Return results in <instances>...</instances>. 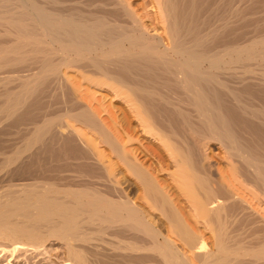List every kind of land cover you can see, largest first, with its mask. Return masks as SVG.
Wrapping results in <instances>:
<instances>
[{
    "label": "bare ground",
    "instance_id": "bare-ground-1",
    "mask_svg": "<svg viewBox=\"0 0 264 264\" xmlns=\"http://www.w3.org/2000/svg\"><path fill=\"white\" fill-rule=\"evenodd\" d=\"M150 1L0 0L3 259L264 264V4Z\"/></svg>",
    "mask_w": 264,
    "mask_h": 264
},
{
    "label": "rangeland",
    "instance_id": "rangeland-1",
    "mask_svg": "<svg viewBox=\"0 0 264 264\" xmlns=\"http://www.w3.org/2000/svg\"><path fill=\"white\" fill-rule=\"evenodd\" d=\"M205 2H206V0H204ZM203 1V3H205ZM209 1H212L213 3H215V2H217L218 0H208V2ZM225 1H227L226 3H225ZM229 1V2H228ZM231 1V2H230ZM232 1L233 0H224L223 2H224V4H226V5H228L227 3H232ZM247 1H249V0H246V5H248L249 4V2H247ZM259 1H260V3H259ZM252 0V4H254V2L256 3L255 5L256 6H254V5H251L253 8V10H254V8H255V10L254 11H256L257 9L256 8H258L257 6H258V4H264V0ZM262 1V2H261ZM206 2L207 4H210L211 2ZM130 3L131 4H133L132 5V7L138 12V14L139 15H143L142 17L144 18V22L146 23V25H149L150 24V22L148 21V19H147V16H146V14H145V9H144V6L147 8L146 10L147 11H152V9H151V6H152V4H151V1L150 0H130ZM141 3V4H140ZM233 3H238V1L236 0V2H235V0L233 1ZM248 3V4H247ZM143 4V5H142ZM150 4H151V6H150ZM244 7H245V5H244V3L242 4ZM261 5V6H262ZM261 6H259V8H261ZM137 7V8H136ZM141 7H142V9H141ZM259 10V9H258ZM257 10V11H258ZM149 11V12H150ZM154 11V10H153ZM244 24H240V26H237V28L238 27H241V26H243ZM264 30V29H263ZM118 106V105H117ZM121 120V119H120ZM1 122H4V123H1L0 124V129L2 130V128H5L4 127V125H5V123L7 124V122H5V120L3 121H1ZM6 126V125H5ZM8 126V125H7ZM0 130V131H1ZM17 135V137H19V135L18 134H16ZM138 135V136H137ZM11 136V137H10ZM8 135V137H9V139H11L10 140V142L12 141H14L15 143L18 141V139L19 138H15V132L14 133H12L11 135ZM5 137V136H4ZM3 137V139H5ZM7 137V136H6ZM8 137L6 138V140H4L5 141V144L4 145H6V143L7 144H9L10 142H8ZM21 137V136H20ZM136 137V138H135ZM140 138V140H141V142L143 143V144H145V145H149V149H150V147H151V145H152V143L150 142V140H148L145 136H143L142 134H140V133H138V134H136L135 136H134V138H135V140L136 139H139ZM86 138V139H85ZM91 136H86V137H84V139L85 140H87L89 143H92L94 140L96 141V139H94V138H92ZM8 139V140H7ZM88 139H90V141L88 140ZM147 139V140H146ZM15 140H17V141H15ZM19 141H21V142H19ZM18 141V144H16L17 146H20L21 144H22V139L21 140H19ZM11 142V143H12ZM13 142V143H14ZM150 142V143H149ZM4 143V142H3ZM10 143V144H11ZM12 143V144H13ZM21 143V144H20ZM147 143V144H146ZM149 143V144H148ZM9 144V145H10ZM8 145V146H9ZM13 145H15V144H13ZM12 145V146H13ZM15 145V146H16ZM7 145L5 146V148H8L11 152H13L14 150H15V146H13V148H12V146H11V149L8 147ZM16 146V147H17ZM157 147V146H156ZM155 146H153L152 145V149H150L152 152V154H157V153H159L158 151H159V149L158 148H156ZM13 149V150H12ZM6 150L7 149H5V152H6ZM101 150L102 151H105L104 153H105V156L107 157L106 158V161L107 162H109L108 164H110L111 163V165L113 164H115V161L113 160V158H110V155H109V152H108V150H106V149H103V148H101ZM8 151V150H7ZM10 151H8V154H10ZM211 151H212V153H211ZM155 152V153H154ZM1 153V152H0ZM209 154H210V157H209V159H208V164L210 165V168H211V170L213 169L214 170V172L216 171L215 170V168L218 166V165H222V161H221V158H220V151L217 149V148H215V146H213V148L211 147V150H210V152H209ZM212 154V155H211ZM151 155V154H150ZM1 156H3V155H1ZM142 156H140V158H141ZM2 158L3 157H0V161H2ZM152 157V155L148 158V157H145L144 158V156L141 158V160L142 161H144L145 163H146V165L148 164V166H150L151 165V162H152V164H153V162L155 161V158H153ZM110 159V160H109ZM150 161H149V160ZM147 160V161H146ZM153 160V161H152ZM110 161H113V162H110ZM3 162V161H2ZM1 163V162H0ZM2 164L3 163H1V165H0V168L2 167ZM150 164V165H149ZM214 165L215 167H213L212 165ZM112 165V166H113ZM153 165H155V162H154V164ZM212 166V167H211ZM114 167V169L113 170H115V177H116V179H120V178H122V173H121V170H120V168H118V166H113ZM223 169H224V167H223ZM213 170H212V172H213ZM226 170V169H225ZM247 196V195H246ZM248 198H249V196H248ZM209 245H210V242H209ZM46 251H47V255H45L43 258L41 257V256H39V258H38V256H35V255H33L34 257H35V259H34V257L32 256V255H27L26 257H24V256H22V255H20L21 256V258H20V256L19 257H17V260H15V258H12V257H6V258H4L3 259V256H0V262H2V264H9V261H11L10 263L11 264H62L64 261H65V259H66V256H65V252H64V248L63 247H61V245L60 244H58V242H54V241H52V242H50V243H48V245H47V249H46ZM28 256L29 257H33L32 259H34V260H28L29 258H28ZM23 257V258H22ZM9 258V259H8ZM18 258H20V259H18ZM28 258V259H27ZM41 258H42V260H41ZM24 259V260H23ZM26 259V260H25ZM31 259V258H30ZM37 259V260H36Z\"/></svg>",
    "mask_w": 264,
    "mask_h": 264
}]
</instances>
